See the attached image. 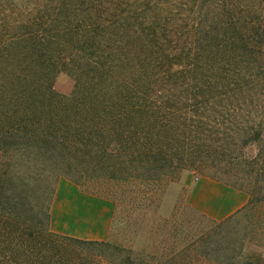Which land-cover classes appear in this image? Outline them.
Wrapping results in <instances>:
<instances>
[{"label":"trees","instance_id":"16d2710c","mask_svg":"<svg viewBox=\"0 0 264 264\" xmlns=\"http://www.w3.org/2000/svg\"><path fill=\"white\" fill-rule=\"evenodd\" d=\"M0 152V264L118 250L51 230L60 177L151 191L206 169L248 200L183 252L264 264V0H0Z\"/></svg>","mask_w":264,"mask_h":264},{"label":"rangeland","instance_id":"374dc122","mask_svg":"<svg viewBox=\"0 0 264 264\" xmlns=\"http://www.w3.org/2000/svg\"><path fill=\"white\" fill-rule=\"evenodd\" d=\"M83 88V84L68 73H58L55 89L59 93L77 98ZM6 158L0 152V163ZM213 175L214 171L209 169L201 173L182 171L173 180L153 185L151 191L135 180L117 182L109 188H97L91 181L85 189L60 177L51 204L54 227L67 226L69 230L72 224L78 226L80 207H83L81 211L89 213L94 209L105 211L103 205L85 200L83 195L99 197L113 203L111 234L107 240L117 245L118 250L106 252L96 264H118L121 260L118 255L129 252L138 264H163V258L168 255L174 257L166 264H213L197 253L196 244L185 253L183 250L207 232L211 220L227 218L248 200L247 192ZM97 189L99 194L90 192ZM72 218L75 221L72 222ZM50 228L60 233L51 225ZM251 248L264 255L263 248Z\"/></svg>","mask_w":264,"mask_h":264},{"label":"crops","instance_id":"0c3cea01","mask_svg":"<svg viewBox=\"0 0 264 264\" xmlns=\"http://www.w3.org/2000/svg\"><path fill=\"white\" fill-rule=\"evenodd\" d=\"M85 200L94 201L99 205H103L105 207V211L92 210V212H83L81 211L77 217L78 226L71 225V229H67V226H60L59 228L54 227V218H53V210L51 208V223L53 229L57 232L63 233L65 235L74 236L82 239L89 240H98L103 241L110 238L111 234V223L113 220V203L110 200L102 199L99 197H93L89 195H83ZM93 208V207H92ZM75 221L72 218V222ZM81 233V234H80Z\"/></svg>","mask_w":264,"mask_h":264}]
</instances>
